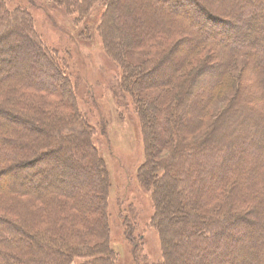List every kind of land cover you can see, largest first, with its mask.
I'll use <instances>...</instances> for the list:
<instances>
[{
  "label": "rangeland",
  "instance_id": "374dc122",
  "mask_svg": "<svg viewBox=\"0 0 264 264\" xmlns=\"http://www.w3.org/2000/svg\"><path fill=\"white\" fill-rule=\"evenodd\" d=\"M0 1H2V7L6 12L16 11L19 13L22 20L24 22L26 20L23 24L27 27L31 26L35 35L43 43L44 49H47L50 54L52 53L58 59L59 70L73 92L75 108L86 118L89 128L86 131L87 136L98 159L104 163L107 170L108 192L104 198L106 199L104 206L106 233L104 236L97 237L85 233L80 235L78 244L85 247L87 245L91 250L88 255L71 253L72 264H89L94 260L93 264H102L106 259H110L112 264H167L168 257L165 254H167L170 246L168 236L176 237L174 240L180 243L174 249L179 258H171V262L172 264H181L188 250H193V246H198L199 242H202L200 236L211 235L213 227H215L212 226L213 223L221 222L225 213L223 212V201L208 204L211 191L204 194L201 192V196L200 189H195L182 194L181 204L178 208V206L175 207V204L170 205L166 201L169 194L168 190L171 189L168 180L152 178L146 180L145 185L140 182L139 169L147 161V151L150 150H148L147 138L150 137L148 132L151 130L144 120L146 116L144 111L147 108L143 111L138 104L147 102L149 109L153 112L150 113L147 110V114L151 116L154 115V110L158 109L155 115V127L163 123L164 117L168 118L169 121L172 120L170 129H174V141H172L171 147L162 149L163 151L160 148L158 150L160 152L155 153L154 160L159 161V163L154 164L153 171L156 177H159L168 172V169L174 165L172 164V151L179 144L190 146L192 142L194 143L195 140L201 139L202 135L206 134L210 135L212 140L217 141H219V137L221 140L232 138L233 135H236L235 131L229 133L225 128L227 126L236 127V114H240L243 108L254 109L257 111L256 113L264 115V105L257 100V94L250 92L254 85H250L248 82L255 77L252 76V72H248L249 66L247 64L249 62L247 59L233 58L230 50L225 51V55L223 54L224 51L221 52L217 47L212 46L204 47L198 51L197 49L200 47H196L194 38L181 30V32L173 33L168 40L164 41L162 46H174L170 51L171 55L162 59V66L159 63V67L156 65L152 69L148 63L149 59L156 54L157 48L143 50L136 47L125 48L121 35H114V33L105 35L104 29L108 25L109 17L111 16L113 19L117 15L122 18L124 7L128 5L127 7L130 8L131 0H123L125 5L118 6L117 9L114 8L116 10L111 5L118 3V0ZM178 1L183 3L185 0ZM199 1L232 25H239V18L244 17L243 12L242 16H238L240 12L236 9V1ZM169 5L173 7L171 3ZM186 6L189 7V13L197 17L191 6L189 4ZM137 13L140 12L136 11ZM203 16L199 21L205 23V30L216 31L217 29L215 30L211 23L207 24ZM116 24L118 27L120 24L124 27L125 23H121L119 20ZM216 27L221 30L220 25ZM230 42L232 43V41ZM18 44V39L14 35L6 38L0 46L2 51L0 57L4 55L6 46L19 49ZM192 52L198 55V59H196L199 63L192 59ZM22 54L23 51H20L18 57ZM6 58L10 59V57ZM18 60V66H21L22 70L13 74L7 71L11 66L10 64L0 62V93L10 86L9 88H13L14 92H21L27 97L33 98L34 101L42 103L41 105H48L47 108L49 109L67 113L68 110L57 107L60 104L59 98H55L47 92L34 91L28 86V77L25 75L27 71L24 72L23 70L28 59L25 61L24 58L20 57ZM189 60L194 61V63L188 62ZM176 61L183 63L182 73L174 76L177 78L174 82L170 77L166 81L167 83L159 86L157 82L159 83L160 70L166 71V73L168 71L169 74L171 67L168 68V66ZM201 65V74L189 82L190 85L186 88L190 76L196 71L198 72ZM210 77H216L215 88L211 86L213 79ZM123 81L126 82V86L124 90H121L120 84ZM219 82L221 88L218 91ZM51 85L53 86V84ZM158 100L160 102L170 101L171 108L168 111L170 116L162 108L160 109L161 106L158 107ZM2 103L3 100L0 97V111H5L2 114L3 118H6L11 127L0 131V138L8 142L5 149H14L17 154L13 161L8 158L0 161V186L3 183L8 185L17 181L26 184V187H21L20 190L13 189V191L6 189L8 187H0V217L10 219L17 217L16 214L21 215L22 209L18 207L17 201L26 203L29 209L31 207L33 210L45 208V211H50L49 214L51 209L53 210L50 202L53 196H58L54 194L53 196L45 195L47 192H43L45 197L36 200L29 193V190L33 186L40 187L41 184H44L43 181L47 180L50 163L60 155L59 137L74 134L75 129L78 130V126L62 121L55 122L44 116V113L42 115L27 113L24 117L20 114L19 109L11 110ZM197 107L200 114L204 109L207 116L204 126L199 127L200 129L198 128L199 130L193 136L190 134L193 128L188 132L177 133L175 129L176 120L185 117L195 121L198 116L192 118V116L188 117L187 114L192 108ZM6 112H10L12 115L20 114L21 118H25L23 119L24 125L30 128V123H32L42 136L37 135L35 130L28 132L26 129L18 128L17 125H12L17 122H13L11 116ZM200 114L199 116H201ZM192 124L197 125L196 122ZM239 130L243 131L241 128ZM160 131L158 129V132ZM155 139L157 140V135ZM149 140L151 142L150 138ZM90 151L91 149L86 150L87 157ZM77 155L79 154H73L75 156L73 159L76 160ZM87 157L85 155L80 159L86 162ZM16 159H20L22 162L15 167L12 164L11 167L6 168L9 166L8 163H14ZM249 160L252 167L262 165L259 159L251 158ZM254 187L248 190L244 181H240V179L231 180L224 186L225 190L226 188L227 190L230 189V196H234L231 199L235 200V202H231L234 203L232 205L234 209L231 210L230 208V213L233 211L239 215L242 212H262L257 208L259 204H256L252 198H255V191H264V180H258ZM180 188L185 190L184 186H180ZM219 188L221 189V186L212 185L211 190H214L212 194ZM244 196L247 197L246 200ZM59 198L64 199L63 197ZM78 198L80 199V196ZM155 198H160V200L157 201ZM196 199L206 202L204 205L187 203L188 200L192 202ZM155 200L159 205L163 202L164 211L157 208L158 204L156 205ZM63 201H65L63 212L69 211L70 200L64 199ZM76 210L71 211V213ZM194 213L199 214L200 219L198 221L193 218ZM246 214L248 213L241 214L240 220H236V223L247 216H251ZM27 215L25 212L24 216ZM169 218H173V221L170 222ZM186 218L189 224L187 226L182 224ZM250 218L257 217L251 216ZM73 226L79 230L81 228L76 223ZM129 226L133 229L131 237L135 240V251H131L133 247L123 235ZM222 246L225 247L226 244L223 243ZM4 250L7 254V249ZM9 252L13 257L24 256L19 250L13 249ZM132 252L137 257L132 258ZM240 260V264H246L244 259ZM223 264H226L225 261Z\"/></svg>",
  "mask_w": 264,
  "mask_h": 264
},
{
  "label": "trees",
  "instance_id": "16d2710c",
  "mask_svg": "<svg viewBox=\"0 0 264 264\" xmlns=\"http://www.w3.org/2000/svg\"><path fill=\"white\" fill-rule=\"evenodd\" d=\"M118 1V3L111 5L113 9L125 5L123 0ZM131 1L130 8L125 5L122 18L117 15L113 19H111V16L109 17L108 25L104 29L105 35L111 33L121 35L125 48L136 47L139 50L157 48L156 54L149 59L148 63L149 67L152 66V69L156 65L159 67V63L162 66V59L167 55H171L170 51L174 46H162L164 41L168 40L173 33L181 32V30L194 38L196 47H200L197 49L198 51L204 47L212 46L217 47L221 52L224 51L223 54L226 55L225 51L230 50L233 58L242 57L249 62L247 64L249 66L248 72H252V76L255 77V79L248 82L250 85H254L250 92L257 94V100L264 105V0H232L237 2L236 9L240 12L238 16H242L243 12L244 17L239 18V25H232L230 22L223 20L219 14L210 10L199 0H185L197 14V17L189 13V7L186 6L188 4L184 0L183 3L178 0ZM2 5V1H0V46L6 38L14 35L18 39L19 49L6 46V50L3 52L4 55L0 57V62L10 64L11 66L7 71L13 74L22 70L21 66H18V59L20 57L24 58L25 61L28 59L23 69L24 72L27 71L25 75L28 77V86L34 91L47 92L55 98H59L60 104L57 107L68 111L67 113H60L49 109L47 108L48 105H41L42 103L34 101L33 98L27 97L21 92H14L13 88H9L10 86L0 93L1 100H3L2 104L11 110L19 109L20 114L24 117L27 113L38 115L44 113V116L55 122L62 121L67 124L72 123L73 126L77 125L78 130L75 129L74 134L58 136L60 155L50 163L47 180H44V184H41L40 187L33 186L29 190V193L36 200L43 199L47 194L58 196H53L50 202L51 208H53L51 213L48 214L50 211H45V208L43 210L39 208L33 210L32 207L29 209L26 203L17 201L18 207L22 209L21 215L16 214L17 217L10 219L0 217V264H72L71 253L88 255L91 250L87 245L85 247L78 244L77 241L80 235L82 236L85 233L97 237L104 236L106 233V214L104 213L106 199L104 198L108 192V182L106 184L107 170L104 163L98 159L96 151L87 136L86 131L89 128L87 127L86 118L75 108L73 92L59 70L58 59L52 53L50 54L47 49H44L39 37L35 35L31 26L27 27L23 24L24 20L18 12H6ZM130 9L131 11H129ZM136 11L140 13L136 14ZM132 14L135 16H131ZM202 16L206 19L207 24L211 23L215 27L214 29L217 30H205V23L199 21ZM119 20L121 23H125L124 27L121 24L120 27L116 26ZM218 25L221 26V30L216 27ZM20 51H23V54L18 57ZM191 55L193 56L192 59L197 62L198 55L193 52ZM6 57H10V59ZM194 61L189 60L188 62L193 64ZM181 62L176 61L169 65L168 68L171 67L169 74L168 71L166 73V71L160 70L159 83L157 82V84L161 86L167 83L166 81L170 77L174 82L177 79L174 76L183 71V63ZM199 67L197 73L189 75L191 81L188 80L186 88L190 85L189 82H192L198 74H201L202 65ZM58 78L63 81L61 79L57 80ZM212 79L211 86L215 88L216 77ZM125 86L126 82L123 81L120 84L121 90H124ZM220 88L221 83L217 86L218 91ZM138 105L143 111L147 108L144 111L146 113L145 119H143L148 123V128L151 130L148 132L150 137L147 138L150 152L147 151V161L139 169L140 182L145 185L146 180L152 178L168 180L171 189L168 190L169 194L166 201L170 205L175 204V207L178 206V208L181 204L182 194L195 189H200V194L201 192L204 194L211 191L208 204L223 201V212H225L223 219L221 218V222L218 224L211 221L212 226H215L211 235H201L202 242H199L198 246H193V250H188L181 264H223V261L226 264H240V259H244L246 264H264V191H255V198H252L256 204H259L257 208L262 212H242L238 215L236 212H229L230 208L231 210L234 209L232 206L234 203L231 202H235V200L231 199L234 196H230V189L227 190L226 188L225 190L224 188L229 181L240 179V181H244L245 187L249 190L255 188L254 186L258 180H264V115L256 113L257 111L254 109L247 110L242 107L241 113L236 114V127L227 126L225 128L229 133L235 131L236 135L227 140H221L219 137V141H217L212 140L210 135L206 134L202 135L201 139L192 142L190 146L179 144L172 151V164L174 165L171 169H168V172L156 177L153 169L154 164L159 163V161L154 160L155 153L160 152L158 151L160 148L161 150L170 148L172 141H174V129H170L172 120L169 121L168 118L164 117L163 123L155 127V115L158 109H153L154 115L151 116L147 114V110L153 113L147 102ZM158 107L170 116L168 112L171 108L170 101H159ZM158 107L156 106V108ZM3 113L5 111H0V131L11 127L6 118H3ZM6 114L11 116L13 122H17L12 125H17L18 128L26 129L28 132L35 130L37 131L35 133L39 134L32 123H30V128L24 125L23 119L25 118H21L20 114L12 115L10 112H6ZM199 114L200 110L197 107L192 108L187 114L188 117L192 116V118L198 116L199 118L197 117L195 121L185 117L180 120L178 118L176 120L177 124H175L177 133L188 132L193 128L190 131L193 136L204 126L205 119H207L204 109L200 114L201 116ZM199 121L201 122L199 123ZM193 122L197 123V128L192 124ZM157 128L161 131L158 132ZM240 128L243 129L242 132L239 130ZM156 135L157 140L155 139ZM7 144V141L0 138V161L7 158L13 161L16 157L17 151L10 148L5 149ZM88 149H91V151L87 157L86 150ZM73 154H79L76 160L73 159L75 157ZM85 155L87 159L86 162H83L80 158ZM247 158L248 160H246ZM251 158L259 159L262 165L252 167L249 160ZM20 159L14 160V163H8L9 166L6 168L11 167L12 164L15 167V165L22 162ZM25 185L16 181L8 185L3 183L0 187H8L6 189L13 191V189L20 190L21 187H26ZM212 185L221 186V189L219 188L212 194L214 192L213 189L211 190ZM180 186H184L185 190L183 191ZM43 192L47 193L44 195ZM59 197L70 200L68 204L69 211L63 212L65 201ZM246 198L244 196L245 200ZM155 199L160 200V198ZM157 201L155 200L156 205L158 204ZM205 202L199 199L192 200V202L187 201L191 205L193 203L204 205ZM157 208L164 211L163 202H161V205L158 204ZM225 209L226 211H224ZM73 210L76 211L71 213ZM25 212L28 214L27 216H24ZM245 213L257 218L247 216L236 223L240 220L241 214ZM197 214L194 213L193 218L198 221L200 216ZM169 220L172 222L173 218H169ZM183 221L182 224L189 225L187 218ZM75 223L80 225L82 229L79 230L76 226H73ZM132 231V227L129 226L123 235L127 242L132 245L133 249L131 251H135L136 244L131 237ZM174 239L176 237L168 236L170 246L167 254H165L168 257L167 264H172V259L179 258L174 249L180 243H177ZM223 243L226 244V248L222 246ZM4 249H7V254ZM13 249L21 251L24 256L13 257L9 254V250ZM132 253V258L137 257L134 252ZM93 262L89 264H93ZM111 262L110 259H106L102 264H112Z\"/></svg>",
  "mask_w": 264,
  "mask_h": 264
}]
</instances>
